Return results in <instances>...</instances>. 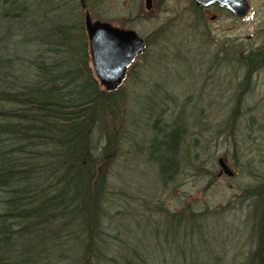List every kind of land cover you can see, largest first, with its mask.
Wrapping results in <instances>:
<instances>
[{
	"label": "trees",
	"instance_id": "obj_1",
	"mask_svg": "<svg viewBox=\"0 0 264 264\" xmlns=\"http://www.w3.org/2000/svg\"><path fill=\"white\" fill-rule=\"evenodd\" d=\"M88 1L0 0V264H150V256L127 240L117 222L146 212L136 206L124 214L111 211L122 194L114 187L113 168L134 124L128 103L141 94L122 81L135 76L137 59L151 40L144 38L146 45L123 80L111 88L101 84L84 24ZM190 6L191 12L198 10L192 1ZM152 40L158 45L153 53L161 56L162 29ZM225 57L229 61L231 54ZM239 60L246 72L235 85L225 124L216 131L233 138L246 115L242 108L253 77L264 67V52L244 51ZM155 97L178 99L166 90ZM180 113L164 122L160 112L151 126L147 159L155 163L163 186L186 169L187 127ZM246 196L254 241L242 264H264V176L247 187ZM152 206L159 214L153 218L157 226L173 237L185 227L201 231L197 216L203 211L187 204L177 211L163 203ZM170 235L165 243L175 244ZM205 251L207 258L181 257L175 263L220 264L209 247Z\"/></svg>",
	"mask_w": 264,
	"mask_h": 264
},
{
	"label": "rangeland",
	"instance_id": "obj_2",
	"mask_svg": "<svg viewBox=\"0 0 264 264\" xmlns=\"http://www.w3.org/2000/svg\"><path fill=\"white\" fill-rule=\"evenodd\" d=\"M86 4L84 14L91 13L92 20L133 28L151 40L144 56L137 59L135 76L122 81L141 94L128 103L134 111V124L128 126L130 138L123 143L124 150L113 168L114 187L122 194L111 212L124 214L122 210L136 206L137 212L147 214L117 219L127 240L150 256V264L154 259L177 264L181 257L188 261L207 258L208 247L220 264L245 263L254 241L248 228L253 219L246 189L264 176V67L253 77L237 136L216 131L229 116L235 85L246 72L239 64L240 54L255 49L261 37L260 13L244 23L228 13L217 15L215 20L211 15L217 11L193 13L189 0H154L148 11L145 0H89ZM159 29L164 40L162 55L156 56L153 52L158 45L152 36ZM224 52L231 54L229 61ZM165 90L178 99L155 97L163 96ZM179 111L186 118V169L175 182L163 186L156 177L155 163L147 159L151 126L160 112L164 122H171ZM220 157L233 169V175L222 171L217 162ZM148 202L154 206L163 203L171 211L182 209L184 204L203 211L197 216L201 231L185 227L182 234L179 229L173 237L174 232L157 226L153 218L159 214L150 204L146 207ZM169 234L175 244L165 243Z\"/></svg>",
	"mask_w": 264,
	"mask_h": 264
},
{
	"label": "water",
	"instance_id": "obj_3",
	"mask_svg": "<svg viewBox=\"0 0 264 264\" xmlns=\"http://www.w3.org/2000/svg\"><path fill=\"white\" fill-rule=\"evenodd\" d=\"M194 1V0H193ZM199 4L211 2L220 3L229 7L236 16L244 17L249 5L246 0H195ZM153 0H146L145 8L150 9ZM84 24L90 45L91 63L94 66V75L101 84L111 88L124 78V73L132 66L146 45L144 37L133 28H121L101 19L92 20L91 13L85 12ZM219 166L226 175H233V169L225 158L217 159Z\"/></svg>",
	"mask_w": 264,
	"mask_h": 264
},
{
	"label": "flooded vegetation",
	"instance_id": "obj_4",
	"mask_svg": "<svg viewBox=\"0 0 264 264\" xmlns=\"http://www.w3.org/2000/svg\"><path fill=\"white\" fill-rule=\"evenodd\" d=\"M192 1L194 3V5H196V7L198 8L197 13H200L201 11H205V9L210 10V11H217L216 13L211 15V18H213L214 20L217 19V15H221V14H227L230 17H234L236 19H240L239 21L241 22H248L249 19H251V17H254L255 14L260 13V34H261V40L262 38H264V0H246L247 4L250 6L249 9L246 12V15L244 17H240V16H236L233 12L230 11L229 7L224 6L220 3L216 2H211L209 4L205 3V4H199L196 3V1L194 0H189ZM146 2V0H145ZM154 3V0H153ZM152 3V6H153ZM151 6V8H152ZM150 8V9H151ZM146 9V8H145ZM149 9V10H150ZM148 10V9H146ZM260 38L258 39L259 41L256 42L255 44V49L259 50V52H264V40L260 41Z\"/></svg>",
	"mask_w": 264,
	"mask_h": 264
}]
</instances>
